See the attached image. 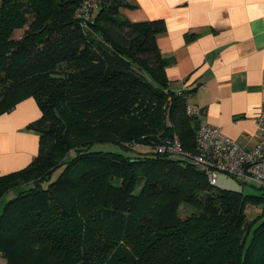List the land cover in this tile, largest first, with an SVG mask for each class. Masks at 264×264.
Masks as SVG:
<instances>
[{"label": "trees", "instance_id": "1", "mask_svg": "<svg viewBox=\"0 0 264 264\" xmlns=\"http://www.w3.org/2000/svg\"><path fill=\"white\" fill-rule=\"evenodd\" d=\"M78 4L0 0V114L28 97L41 112L27 125L38 134L36 155L0 175V203L15 191L2 203L0 256L6 264H264V190L213 191L189 158L157 150L176 134L194 152L201 121L191 90L169 86L171 59L156 43L164 20H129L125 0H99L81 19ZM103 142L124 151L92 149ZM145 199L155 214L146 230L137 213ZM181 205L191 207L186 216ZM247 205L261 209L250 217Z\"/></svg>", "mask_w": 264, "mask_h": 264}, {"label": "crops", "instance_id": "2", "mask_svg": "<svg viewBox=\"0 0 264 264\" xmlns=\"http://www.w3.org/2000/svg\"><path fill=\"white\" fill-rule=\"evenodd\" d=\"M131 21L163 19L156 43L173 90L187 95L201 120L247 148L257 139L264 110V0H125ZM32 97L0 114V175L25 167L38 150L27 127L40 116ZM0 264H6L0 256Z\"/></svg>", "mask_w": 264, "mask_h": 264}, {"label": "built area", "instance_id": "3", "mask_svg": "<svg viewBox=\"0 0 264 264\" xmlns=\"http://www.w3.org/2000/svg\"><path fill=\"white\" fill-rule=\"evenodd\" d=\"M98 5L99 0H79L74 14L89 19ZM256 128V142L247 148L222 133L219 127L201 120L196 130L194 152L183 150L176 134L160 143L157 150L189 158L212 185L217 183L218 173L223 172L264 190V110L256 118Z\"/></svg>", "mask_w": 264, "mask_h": 264}, {"label": "rangeland", "instance_id": "4", "mask_svg": "<svg viewBox=\"0 0 264 264\" xmlns=\"http://www.w3.org/2000/svg\"><path fill=\"white\" fill-rule=\"evenodd\" d=\"M17 34L20 33V30L16 32ZM92 149L94 150H116V151H121L123 152L120 147H118L116 144L108 143V142H103V143H94L92 145ZM61 166H58L55 168L51 174V180L57 177V175L61 171ZM20 188V187H19ZM140 189V185L136 189L137 191ZM222 190V189H228V190H237V191H242L244 193H254V194H260L261 189L250 183H241L236 179L235 177H232L230 175H227L223 172L218 173V178H217V183L214 185V190ZM15 194V191H9L6 195L3 196L2 201L0 203V213L2 211V206L3 202L6 201L7 199L11 198ZM145 202L139 207V210L137 211L138 217L140 220L145 224L144 229L150 228L149 225L151 224V221L153 217L155 216L154 212L152 211V206H150L151 201L145 199ZM148 201V202H147ZM261 207H258L257 205H247L246 206V212L248 216L253 217L255 215L256 211H260ZM191 207L181 205L179 208V215L181 216H186V214L190 213ZM149 213L152 215L149 216ZM3 260L6 262V260L3 258Z\"/></svg>", "mask_w": 264, "mask_h": 264}]
</instances>
